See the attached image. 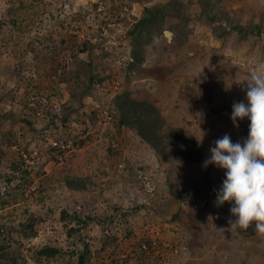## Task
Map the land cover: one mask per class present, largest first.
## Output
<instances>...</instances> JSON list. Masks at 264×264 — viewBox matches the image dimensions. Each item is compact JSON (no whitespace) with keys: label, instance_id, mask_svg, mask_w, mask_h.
Returning <instances> with one entry per match:
<instances>
[{"label":"rangeland","instance_id":"rangeland-1","mask_svg":"<svg viewBox=\"0 0 264 264\" xmlns=\"http://www.w3.org/2000/svg\"><path fill=\"white\" fill-rule=\"evenodd\" d=\"M152 6L165 14L135 61L129 31ZM178 6L181 17L168 13ZM258 63L264 0H0V264H78L80 253L83 264H264V234L254 222L231 226L230 204H215L224 170L203 167L224 134L247 137L249 121L234 126L230 114ZM124 91L152 103L202 158L179 155L172 137L160 155L120 126ZM53 104L63 125L47 130L59 138L85 130L99 106L115 116L59 162L42 138L50 117L36 113ZM77 177L82 187L66 184ZM156 229L161 243L144 253ZM45 247L56 252L40 255Z\"/></svg>","mask_w":264,"mask_h":264},{"label":"clouds","instance_id":"clouds-1","mask_svg":"<svg viewBox=\"0 0 264 264\" xmlns=\"http://www.w3.org/2000/svg\"><path fill=\"white\" fill-rule=\"evenodd\" d=\"M246 102L232 105L230 119L249 121L247 137L241 143L233 142L224 134L210 147V156L203 162L224 170V179L216 192L215 204H230L235 217L231 226L247 230L254 222V229L264 234V63H258L247 80Z\"/></svg>","mask_w":264,"mask_h":264},{"label":"trees","instance_id":"trees-1","mask_svg":"<svg viewBox=\"0 0 264 264\" xmlns=\"http://www.w3.org/2000/svg\"><path fill=\"white\" fill-rule=\"evenodd\" d=\"M169 9L168 13L174 11L173 16H182L178 12L180 11L179 6L177 9L175 7H169ZM143 10L144 15L136 20L132 29L129 31V33L134 36V39L132 40L134 44L132 58L135 61L142 60V56H137V53H139L137 50H139L141 44H145L148 40H150L151 30L149 31V29L152 25H156L158 16L161 17L165 14V10L162 6L145 7ZM233 28H236L239 33H243L241 35L242 37H245L246 32H254V26L245 28L236 25L233 26ZM115 102L119 113L118 124L120 126L134 127L137 130L138 135L158 154L163 155L165 152L166 146L163 145V139H171L172 137L178 142L184 143L185 148L179 155H184L193 161H199L202 158L201 151L197 143L190 138L182 136L178 130L167 125L159 110L152 103L148 101L135 100L127 91L118 94L115 97ZM164 126H167V130L165 132H161ZM82 181V178L78 177L68 178L66 180V184L72 188H80L82 187ZM55 252L56 251L52 247H45L39 250L40 255H53ZM84 261L85 255L84 253H80L78 255V264H83Z\"/></svg>","mask_w":264,"mask_h":264},{"label":"built area","instance_id":"built-area-1","mask_svg":"<svg viewBox=\"0 0 264 264\" xmlns=\"http://www.w3.org/2000/svg\"><path fill=\"white\" fill-rule=\"evenodd\" d=\"M123 61L124 59L120 57L118 58L117 62H123ZM36 108L38 109L36 113L39 118L47 117V115L50 117V118H46L47 124L49 123L48 127L42 128L45 131L44 134H42V138L44 139V142L48 146V148L53 150L59 162L62 161L63 159H66L67 154L71 153L76 149L75 142L84 141L88 138V136H90L93 133V131L91 132L92 127L96 128V130L98 127L105 128L107 125H110L113 122V118L115 116L114 115L115 111L114 109H112V107L99 106L92 110L94 112V115H91V113L88 112L90 114V119H87V122L85 124L86 125L85 127L87 128H85V130L84 127H82V129L77 130L76 132L72 130L68 133V131L64 129L66 133L63 134L61 138H59L57 136L51 135V132H49L50 130L48 129V128H54L55 125H58L59 128H62L63 122L62 120L61 121L59 120L61 116L60 114L61 108L59 104H53L51 109L50 110L46 109L45 112H42L41 110L42 106ZM89 120H92L93 126H91ZM102 131H104L105 133L104 129ZM73 133H75V135L77 134L76 139L74 138ZM104 135L105 136L103 138L108 141L109 147H115L117 145V142L115 140H113L112 138L109 139L108 134L105 133ZM24 158L26 162H29V159L26 158V155H24ZM30 162L32 161L30 160ZM120 170L124 171V167L121 166ZM151 231L152 232L149 231L148 236H144V240L141 243V250L144 253L153 252L154 249H156L158 245H160L161 243L160 242L161 237L159 231L157 229Z\"/></svg>","mask_w":264,"mask_h":264}]
</instances>
